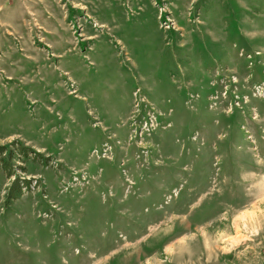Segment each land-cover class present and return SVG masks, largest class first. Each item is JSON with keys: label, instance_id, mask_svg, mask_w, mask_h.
I'll list each match as a JSON object with an SVG mask.
<instances>
[{"label": "rangeland", "instance_id": "1", "mask_svg": "<svg viewBox=\"0 0 264 264\" xmlns=\"http://www.w3.org/2000/svg\"><path fill=\"white\" fill-rule=\"evenodd\" d=\"M0 264H264V0H0Z\"/></svg>", "mask_w": 264, "mask_h": 264}, {"label": "bare ground", "instance_id": "2", "mask_svg": "<svg viewBox=\"0 0 264 264\" xmlns=\"http://www.w3.org/2000/svg\"><path fill=\"white\" fill-rule=\"evenodd\" d=\"M92 258V257H91ZM90 259V258H89Z\"/></svg>", "mask_w": 264, "mask_h": 264}]
</instances>
